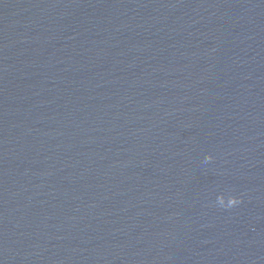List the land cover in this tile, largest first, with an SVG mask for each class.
<instances>
[{"label":"water","instance_id":"water-1","mask_svg":"<svg viewBox=\"0 0 264 264\" xmlns=\"http://www.w3.org/2000/svg\"><path fill=\"white\" fill-rule=\"evenodd\" d=\"M0 264H264V0H0Z\"/></svg>","mask_w":264,"mask_h":264}]
</instances>
